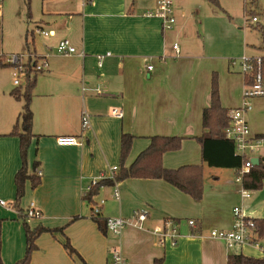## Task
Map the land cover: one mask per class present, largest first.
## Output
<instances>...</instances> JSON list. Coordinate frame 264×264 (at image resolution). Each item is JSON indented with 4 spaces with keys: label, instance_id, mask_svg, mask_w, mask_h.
I'll list each match as a JSON object with an SVG mask.
<instances>
[{
    "label": "crops",
    "instance_id": "0c3cea01",
    "mask_svg": "<svg viewBox=\"0 0 264 264\" xmlns=\"http://www.w3.org/2000/svg\"><path fill=\"white\" fill-rule=\"evenodd\" d=\"M218 2L220 6L212 0H174L176 23L164 29L160 19L145 16L156 0H40L31 32L39 26L51 33L42 35L49 37L47 43L35 50L48 66L36 74L32 90L34 135L27 172L40 171L41 181L34 188L27 181L19 209L13 202L15 176L22 166L20 138L10 132L24 100L11 91L25 86H13L10 65L0 64L7 67L0 78V199L8 203L0 204L4 264L25 255L21 213L32 201L40 216L27 221L31 228H63L38 236L30 256L33 264H111L112 246L121 248L128 264H153L159 257L164 264H227L230 253L264 256V234L257 231L253 243L240 248L210 236L213 229L232 227L235 206L246 216L264 218V184L251 197H242L236 168L204 164V195L199 201L162 179L129 178L100 186L93 197L94 203L105 200L99 216H122L131 222L119 236L100 227L91 215L93 204L84 199L93 178L109 177L119 166L123 133L135 135L127 165L156 134L184 137L179 150L164 153L166 167L202 163L196 137L203 132L202 111L209 103L214 72L223 106L235 109L243 103L246 82L238 60L264 56V45L261 36L252 40L244 12L225 0ZM62 38H68L77 53L59 54L56 46ZM233 57L237 59L232 64ZM250 103V129L254 135L264 134V95ZM114 109L123 116H115ZM63 135L75 136L78 143L59 145L57 137ZM257 156L264 161V146ZM135 210L148 212L141 227L134 224ZM167 218L181 223L176 245L168 241L162 246L152 232ZM188 219H195L196 226H189ZM67 239L76 253L66 250Z\"/></svg>",
    "mask_w": 264,
    "mask_h": 264
},
{
    "label": "trees",
    "instance_id": "16d2710c",
    "mask_svg": "<svg viewBox=\"0 0 264 264\" xmlns=\"http://www.w3.org/2000/svg\"><path fill=\"white\" fill-rule=\"evenodd\" d=\"M30 0H27L29 3ZM219 5L218 0H212ZM253 4L256 0H251ZM220 6V5H219ZM248 6V3H247ZM252 9L245 7V15L249 20V15ZM255 16H252V18ZM1 26V19H0ZM263 34V25L258 27ZM28 33V32H27ZM28 34L26 36V43L29 44ZM261 58V69L264 77V56ZM0 64H8L3 59H0ZM26 69L29 71L27 76V84L22 89L16 87L11 91V94L17 99H23L24 103L22 111L19 114L14 128L10 132L20 138V149L22 156V166L15 176L17 184V194L13 205L19 207V203L24 196L25 186L29 180L32 188L36 187L40 181V176L35 174H28L27 172V152L30 140L32 138V123L33 113L30 107L32 98V90L36 84V78L39 72L33 71L31 62L26 63ZM246 84L252 83V76L249 74L245 76ZM232 109L223 106L219 92L218 74L213 73L211 90L209 94V103L202 111V126L203 132L196 140L201 146L202 163L200 164H184L177 168H169L163 164V155L168 151H177L182 147L184 137L180 135H152L149 137L150 142L148 146L139 152L134 161L127 165V159L130 154L135 135L130 133H123L121 137V154L120 163L114 171L113 178H102L99 183L87 194L84 195L91 204H94L93 197L97 192V188L104 184H114L115 181H122L129 178H150L162 179L184 193L190 195L193 199L199 201L204 195V164L212 167H226L238 168L242 164V158L235 155L234 142L225 136L224 130L228 126ZM256 136L264 137V134H257ZM264 184V161L253 165L249 172L243 177V185L245 188L255 191L262 188ZM91 215L96 220L100 227L104 230L106 226V219H103L99 214H93L91 208ZM256 222V231L261 235L264 234V218H253ZM24 227L26 232V251L24 257L13 264H33L30 260L31 253L37 248L36 239L43 232H55L63 230V228H49L43 225H38L31 228L24 219ZM66 250L70 253H76L75 249L67 239L64 243ZM0 240V264H4L1 253ZM153 264H164L163 257L155 258ZM227 264H264L263 257H252L241 252L230 253L227 257Z\"/></svg>",
    "mask_w": 264,
    "mask_h": 264
},
{
    "label": "built area",
    "instance_id": "2783aa9c",
    "mask_svg": "<svg viewBox=\"0 0 264 264\" xmlns=\"http://www.w3.org/2000/svg\"><path fill=\"white\" fill-rule=\"evenodd\" d=\"M174 0H156V4L152 9H148L145 12L147 17H155L161 20L164 29H171L176 23V17L174 15ZM1 11V6H0ZM257 18L253 17L252 21L256 22ZM33 32H37L43 36H49L50 31L45 30L39 26H36ZM173 48L179 52V47L177 43L173 44ZM57 52L61 55H72L77 53V48L72 44L68 38H62L58 41L56 46ZM83 55V54H82ZM108 55V53H107ZM23 54H10L2 57L3 61L11 66H14L13 70V82L15 85H20V75L27 77L29 71L26 69V63L31 62L33 71L41 72L47 66L48 62L40 61L38 56H32L21 60ZM103 54L98 55V64H102ZM240 71L244 76L251 74L252 83L246 84L243 91V103L232 109L230 116V122L225 128L224 133L227 138L231 139L235 145V155H239L242 158V164L240 167L236 168L235 182L238 185V189L242 197L249 198L252 195V190H249L243 185L244 175L250 171L254 165L251 161L252 157L257 156V153L264 146V137L256 136L252 133L250 125L246 118V112L251 109L250 100L257 96L264 95V77L261 69V58L260 57H249L243 56L239 60ZM236 63L235 60L231 62ZM149 69L152 65L148 66ZM113 114L118 117L123 116L121 110L114 109ZM83 126L88 124V114L84 113L82 118ZM57 143L59 145H75L77 144V139L75 136H59L57 137ZM117 166L113 168V172L109 177L101 175L97 178H93L90 185L86 187V193L90 192L102 178H113L114 171ZM37 174H41L39 171ZM116 182V181H115ZM102 186V185H101ZM114 196L119 197L118 188H114ZM104 199L93 204L92 210L93 214H99L101 210V205L104 203ZM0 204L7 206L8 203L5 200L0 199ZM26 221L40 216V211L36 208L35 203L32 201L21 213ZM148 212L145 210H135L134 216L136 217L135 225L142 226V222L146 220ZM187 223L191 227L196 226L195 219H188ZM131 224L128 218L117 216L110 217L106 219V227L109 232L113 233L115 236L121 234L122 229ZM181 223L173 218L165 219L161 224L153 226L152 232L157 236L158 242L165 246L169 241L170 244L176 245L179 237ZM256 232V222L252 217L246 216L240 206L234 207V221L233 225L229 229H213L210 232V236L223 240L229 248H240L245 244L253 243L252 236ZM111 264H128L127 259L123 255L121 248L119 246H112L111 248Z\"/></svg>",
    "mask_w": 264,
    "mask_h": 264
},
{
    "label": "rangeland",
    "instance_id": "374dc122",
    "mask_svg": "<svg viewBox=\"0 0 264 264\" xmlns=\"http://www.w3.org/2000/svg\"><path fill=\"white\" fill-rule=\"evenodd\" d=\"M225 1L230 3L233 7L232 9H235L237 12H244L245 16L244 0ZM245 1L246 7L252 9V13L249 15V20L246 19L247 24L249 25L248 27L250 28L249 34L253 36L252 40H256L258 36H261L264 45V33L262 34L258 28L260 25L264 24V0H256L255 4H253L251 0ZM0 6V59L10 54H23L21 60L27 58L29 54L30 58H32V56H37L35 50H42L49 38L43 37L37 32H34L33 36L31 32L33 22L37 19L40 10V0H30L29 3L27 0H0ZM252 16L257 17L259 21L253 22ZM27 34L29 39L28 45L26 43ZM233 59H237V57H233L232 61ZM9 67H11V82L14 84L12 75L14 66L10 65ZM5 68L7 67L0 65V78L2 77L3 72H5ZM38 78H42L41 75H39ZM20 81L21 84L25 86L27 77L20 75ZM13 86H15V84ZM85 194H87L86 191ZM235 250L236 249H234V251Z\"/></svg>",
    "mask_w": 264,
    "mask_h": 264
},
{
    "label": "water",
    "instance_id": "95a60500",
    "mask_svg": "<svg viewBox=\"0 0 264 264\" xmlns=\"http://www.w3.org/2000/svg\"><path fill=\"white\" fill-rule=\"evenodd\" d=\"M251 161L254 165L260 163V161H262V158L258 157V156H255V157H252L251 158Z\"/></svg>",
    "mask_w": 264,
    "mask_h": 264
}]
</instances>
